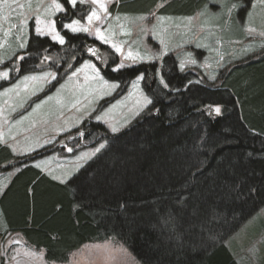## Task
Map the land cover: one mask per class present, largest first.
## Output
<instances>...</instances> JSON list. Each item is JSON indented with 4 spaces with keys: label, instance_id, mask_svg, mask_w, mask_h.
<instances>
[{
    "label": "trees",
    "instance_id": "trees-1",
    "mask_svg": "<svg viewBox=\"0 0 264 264\" xmlns=\"http://www.w3.org/2000/svg\"><path fill=\"white\" fill-rule=\"evenodd\" d=\"M59 1V29L90 12ZM210 1L117 0L109 13L149 16L160 6L159 16L190 17ZM64 36L83 59L81 50L96 48L83 35ZM52 48L30 32L25 55ZM31 62L18 77L33 73ZM173 68L171 76L161 68L165 88L153 67L119 74H143L150 105L118 134L95 124L106 145L65 184L33 166L40 153L17 157L0 143V171H15L0 192V233L17 232L46 262L64 263L82 245L114 238L140 264H238L225 243L264 207V49L235 61L215 85L194 84Z\"/></svg>",
    "mask_w": 264,
    "mask_h": 264
},
{
    "label": "rangeland",
    "instance_id": "rangeland-1",
    "mask_svg": "<svg viewBox=\"0 0 264 264\" xmlns=\"http://www.w3.org/2000/svg\"><path fill=\"white\" fill-rule=\"evenodd\" d=\"M64 1L70 7L90 8L83 22L61 21V29L57 28L56 16L65 12L59 0H0V143L17 157L40 153L33 166L61 184L104 149L106 137L92 131L95 124L115 135L149 107L143 74L127 80L120 73L141 65L153 67L165 88L161 68L171 76L168 68L174 66L176 74L194 84L215 85L235 61L264 49V0H211L190 17L159 16L160 6L149 16L110 14L117 0ZM30 32L57 50L25 55ZM64 33L92 39L96 48L81 50L87 57L83 59L80 51L65 47ZM31 61H35L33 73L18 77L21 65L28 68ZM105 72L118 79L108 80ZM216 108L210 111L220 115ZM14 172L0 171V192ZM225 245L238 264H264V207ZM1 261L140 264L114 238L84 244L64 263L46 262L42 252L6 232L0 233Z\"/></svg>",
    "mask_w": 264,
    "mask_h": 264
},
{
    "label": "snow or ice",
    "instance_id": "snow-or-ice-1",
    "mask_svg": "<svg viewBox=\"0 0 264 264\" xmlns=\"http://www.w3.org/2000/svg\"><path fill=\"white\" fill-rule=\"evenodd\" d=\"M71 2L74 4V3H75V0H71ZM92 2H93V3H97L98 0H92ZM56 7L59 8L60 5L57 4ZM101 7H104V6L101 5ZM105 10H106V9H105ZM93 15H95V13H93ZM91 19H92V17L90 16V17H89V20L91 21ZM70 27H71V26H70ZM75 30H76V29H73V31H75ZM83 30H84V31H87V29H83ZM37 31L39 32L40 30L37 29ZM54 38H55V39H59L60 42L63 43V40H62L61 38H59L58 36H56V37H54ZM117 50H119V49H117ZM2 75H3L4 77H6L8 74H7V72H5V73H3ZM215 111H216L217 113H219L220 109H219V108H216ZM112 131L115 132V131H117V129L113 128ZM101 147H103V145H101ZM97 151H99V149H97Z\"/></svg>",
    "mask_w": 264,
    "mask_h": 264
},
{
    "label": "crops",
    "instance_id": "crops-1",
    "mask_svg": "<svg viewBox=\"0 0 264 264\" xmlns=\"http://www.w3.org/2000/svg\"><path fill=\"white\" fill-rule=\"evenodd\" d=\"M2 232H3V233L6 232V233H8V234H12V235L17 234L18 236H20L17 232H14V233H13V232H9V231H2ZM23 242H24V241H23Z\"/></svg>",
    "mask_w": 264,
    "mask_h": 264
},
{
    "label": "bare ground",
    "instance_id": "bare-ground-1",
    "mask_svg": "<svg viewBox=\"0 0 264 264\" xmlns=\"http://www.w3.org/2000/svg\"><path fill=\"white\" fill-rule=\"evenodd\" d=\"M193 154V153H192ZM121 198V197H120ZM156 208V207H155ZM136 224V223H135Z\"/></svg>",
    "mask_w": 264,
    "mask_h": 264
}]
</instances>
